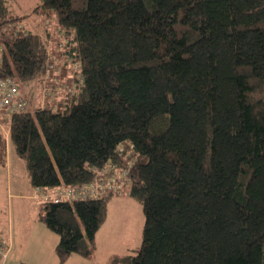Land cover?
<instances>
[{
    "label": "trees",
    "instance_id": "16d2710c",
    "mask_svg": "<svg viewBox=\"0 0 264 264\" xmlns=\"http://www.w3.org/2000/svg\"><path fill=\"white\" fill-rule=\"evenodd\" d=\"M34 13L41 34L0 0V81L22 103L0 121V164L9 139L35 196L119 186L36 197L59 262L93 258L128 188L142 243L105 264H264V0H40Z\"/></svg>",
    "mask_w": 264,
    "mask_h": 264
},
{
    "label": "rangeland",
    "instance_id": "374dc122",
    "mask_svg": "<svg viewBox=\"0 0 264 264\" xmlns=\"http://www.w3.org/2000/svg\"><path fill=\"white\" fill-rule=\"evenodd\" d=\"M39 4L40 0H8L12 11L24 16L21 25L41 34L46 19L40 13H34ZM55 62L59 67L69 66L66 60L57 58ZM62 89L59 86V90ZM7 141V163L0 164V231L7 233L11 240L5 264H105L113 255L131 253L141 245L145 221L143 208L126 188L122 195L109 203L107 220L96 237L97 248L93 258L73 254L66 262H59L56 246L60 237L37 219L40 202L32 193L23 160L16 154L11 141ZM118 178L122 179L121 176Z\"/></svg>",
    "mask_w": 264,
    "mask_h": 264
},
{
    "label": "built area",
    "instance_id": "2783aa9c",
    "mask_svg": "<svg viewBox=\"0 0 264 264\" xmlns=\"http://www.w3.org/2000/svg\"><path fill=\"white\" fill-rule=\"evenodd\" d=\"M20 94L18 88L14 84H9L8 82L0 81V121L1 119H8L12 114L17 113L22 110V103L20 100ZM119 186L117 183L112 181V184L109 187H99V186H90L89 193L84 194L81 191L76 189H65L61 197H51L48 194H41V190L38 191L36 197L44 201L53 198L55 202H59L61 199L64 200H75L80 197L91 196L102 197L104 194L108 193L109 190L116 189ZM120 189V188H119ZM10 253V244L4 238L2 233H0V264H5L8 260Z\"/></svg>",
    "mask_w": 264,
    "mask_h": 264
},
{
    "label": "crops",
    "instance_id": "0c3cea01",
    "mask_svg": "<svg viewBox=\"0 0 264 264\" xmlns=\"http://www.w3.org/2000/svg\"><path fill=\"white\" fill-rule=\"evenodd\" d=\"M27 179H28V176H27ZM28 183H29V180H28ZM29 185H30V183H29ZM30 186H31V185H30ZM31 188H32V193L34 194V193H35V192H34V189H33V187H31ZM29 197H31V195H29ZM2 234L5 236V238H6L7 241L10 240L9 235H8L7 233H3V232H2Z\"/></svg>",
    "mask_w": 264,
    "mask_h": 264
}]
</instances>
